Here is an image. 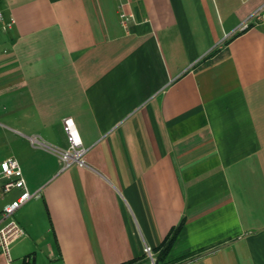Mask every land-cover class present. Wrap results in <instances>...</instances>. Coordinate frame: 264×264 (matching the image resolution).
<instances>
[{
	"label": "crops",
	"instance_id": "obj_1",
	"mask_svg": "<svg viewBox=\"0 0 264 264\" xmlns=\"http://www.w3.org/2000/svg\"><path fill=\"white\" fill-rule=\"evenodd\" d=\"M263 3L0 0V162L39 194L0 264H142L180 222L164 264H264Z\"/></svg>",
	"mask_w": 264,
	"mask_h": 264
},
{
	"label": "built area",
	"instance_id": "obj_2",
	"mask_svg": "<svg viewBox=\"0 0 264 264\" xmlns=\"http://www.w3.org/2000/svg\"><path fill=\"white\" fill-rule=\"evenodd\" d=\"M130 17V15H126L122 11L119 12V19L124 28H126V21ZM0 23L7 29L13 24L12 21H5L1 11ZM262 24H264V3L245 19L237 30L244 31L252 26ZM62 127L67 138L68 148L52 150L59 159L61 170L68 169L71 166L85 167V155L88 149L82 146L73 120L68 117L64 118ZM30 142L35 146H46L44 143H40L37 137H31ZM0 180H2V196L9 194L14 189L19 191L16 198L4 205L0 210V253L10 262V246L24 236L23 229L15 221L13 215L21 206L29 200L37 198L39 194L31 193L27 190L20 165L13 158H7L0 162ZM143 254L150 264H155V255L151 247L145 246Z\"/></svg>",
	"mask_w": 264,
	"mask_h": 264
},
{
	"label": "trees",
	"instance_id": "obj_3",
	"mask_svg": "<svg viewBox=\"0 0 264 264\" xmlns=\"http://www.w3.org/2000/svg\"><path fill=\"white\" fill-rule=\"evenodd\" d=\"M181 227H182V222H180L178 226L168 234L165 240L155 250H153V253L155 255V264H164V260L167 256V253L169 252V249L171 248L175 239L177 238L179 231L181 230ZM127 264H131V263H127ZM173 264H177V262Z\"/></svg>",
	"mask_w": 264,
	"mask_h": 264
},
{
	"label": "rangeland",
	"instance_id": "obj_4",
	"mask_svg": "<svg viewBox=\"0 0 264 264\" xmlns=\"http://www.w3.org/2000/svg\"><path fill=\"white\" fill-rule=\"evenodd\" d=\"M14 264H20V262H16V263H14ZM39 264H40V263H39ZM142 264H149V261L144 260V262H142Z\"/></svg>",
	"mask_w": 264,
	"mask_h": 264
}]
</instances>
